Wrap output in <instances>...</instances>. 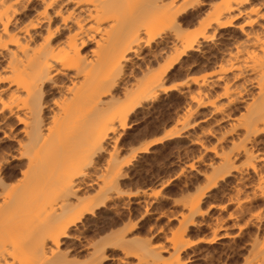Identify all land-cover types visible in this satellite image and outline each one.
Here are the masks:
<instances>
[{
	"label": "bare ground",
	"instance_id": "bare-ground-1",
	"mask_svg": "<svg viewBox=\"0 0 264 264\" xmlns=\"http://www.w3.org/2000/svg\"><path fill=\"white\" fill-rule=\"evenodd\" d=\"M131 1L135 2V0H0V94L7 91L10 96L15 95L18 105L14 116L9 114L0 121V129L7 131L9 136H15L14 141L17 142L19 153L13 155V160H20L24 156L27 158L19 170L22 179L13 186H9L8 180H13L15 176L6 178L1 175L4 160L3 158L0 160V199L2 200H0L2 202L0 203V264H104V260L110 257L105 252L106 245H112L111 248L114 249L120 238H117L118 241L110 238L107 242L109 244L104 243L106 240L103 242L101 240L102 243L97 242L86 260L72 256L70 258L68 252L61 249L65 239L80 240L84 233V219L87 215L95 216L99 206L115 196L109 191L118 184H112V179L111 182L107 181L108 176L101 172L102 179L104 178L102 174L106 178L103 179V185L97 182L102 187L98 186L101 189H97L99 193L96 196L92 194V197L84 196V189L93 184L88 180V165L90 166L95 160L94 156L105 148V143L118 139H115L114 135L113 138L111 136L117 129V123L124 128L138 107L158 98L162 91L168 92L183 85L180 82L169 84L165 81L180 59L190 51L201 50L205 41H213L215 50L220 53L218 54L222 56L228 53V59L225 57L226 65L224 64L217 71L216 77L212 80L210 78L212 85L208 83L210 86H219L220 94L218 93L215 98L210 94L207 100V96L204 95L209 94L210 90L206 94L202 92L204 97L198 92V96L194 98L197 106L205 107L209 104L217 113L230 118V112H225L226 108L238 102H246V113L243 112L245 113L243 117L237 116V121L231 120L230 123V125L234 123L230 126L234 128L233 130L240 129L238 137L236 136L235 140L232 138L233 142L230 143L233 149L227 152L225 149V151L220 149L221 152L216 151L217 148L212 149L220 159L218 163L220 165L217 166L218 173L229 175L232 169L236 170V160L241 156L244 157L247 165L251 162V158L255 157V167L252 170L261 174L259 176L261 181L262 178L264 179V172L260 171V156L263 152L259 153V146L263 144V140L259 137L264 134V23H261L264 20V11L259 13V16L256 14V19L244 21L241 25L238 23V20L244 17L247 5H255L259 0H221L217 3L213 0L165 2L136 0L139 5L135 2L137 4L135 7L134 2ZM142 4H145V7ZM49 5L52 7H48ZM130 6L135 12L129 11L127 16L131 23L127 24L126 13L122 11L124 8H126L124 12L127 8L131 9ZM205 6L208 7L207 11L203 12L204 16H200L206 19L199 34L197 33L199 36L181 34L183 18L198 16ZM138 7L142 10L139 11ZM135 8L139 10L136 11ZM252 9L253 7L250 11ZM57 12L60 13L59 16L56 15ZM121 13L125 18L122 21L123 18L119 16ZM151 14L153 18L149 19L148 15L152 17ZM68 17H72V20H68ZM158 22L161 23L159 27L156 25ZM170 28H174V32L172 35L169 33L170 36L166 32L168 36L166 37L165 34V39L161 30L170 31ZM228 28L237 29L242 36L238 38L239 40H235V49L233 46V48L231 46L224 48L221 44V39L227 34L223 30ZM144 31L151 33L146 45L153 41V36L155 39L162 37L164 40L161 38L163 41H160V44L163 46L159 45V52H165L168 46L171 47L168 45L169 42L174 44L180 42L181 51L172 56L162 69H152V65L147 63L144 81L133 83L131 79L126 80L123 86L126 94H129V101L117 108L110 117H106V111L109 112L106 108L109 107L110 110V106L115 105L118 99L113 94L114 89L122 83L127 74L130 78L134 76L136 68H133L135 64L131 61L130 53L135 54L139 50L141 32ZM92 43L94 45L90 46ZM201 55L205 56L206 53ZM156 56L157 54L154 53V57H151L156 59ZM126 67L131 68L129 73ZM186 68L190 69L189 66ZM51 89L60 93L61 97L57 102L54 101L56 106L52 109L51 119L44 125L42 112L47 101L43 100V96ZM220 98H225L226 102L223 103ZM84 109H87V112ZM84 111L88 114L86 118ZM20 121L24 123L21 124ZM18 130L24 134V137L18 138ZM210 132L208 133L211 134ZM180 133L178 129H171L147 142L137 151L147 152L150 146L179 136ZM51 154L56 157L50 161L47 157ZM118 169L116 171L111 169L116 172L117 176H114L117 178L122 175L121 166ZM112 173L108 174L107 171L108 175ZM98 176L100 177V174ZM23 196H27L25 201L28 205L23 200L24 205L20 203L18 207L17 201ZM132 196H138V193L135 192ZM74 229L77 230V234L72 232ZM175 234H173L174 244L172 242L175 250L176 244L181 251L198 241L193 239L189 241V239L179 245L180 241L176 242V239L179 240L181 235L177 233L178 237ZM127 242L123 243L130 246L131 243ZM138 246L144 249L140 243ZM126 248L128 247H124ZM158 252L160 254V251ZM141 253L143 255L139 254L140 258L137 256L139 264H177V262L182 264L180 253L170 262H164L166 261L164 259L161 261L156 256L157 253L153 254L146 249ZM259 253V259L257 256L256 259L255 256L252 258L257 260L255 261L258 262L257 264H264V245L261 250L259 249ZM251 260L250 262L253 263Z\"/></svg>",
	"mask_w": 264,
	"mask_h": 264
},
{
	"label": "rangeland",
	"instance_id": "rangeland-1",
	"mask_svg": "<svg viewBox=\"0 0 264 264\" xmlns=\"http://www.w3.org/2000/svg\"><path fill=\"white\" fill-rule=\"evenodd\" d=\"M163 1L165 2L168 0ZM213 1L217 3L221 0ZM262 1L264 0H259V2ZM131 2H129V5ZM135 2L139 5L138 1L135 0ZM135 2L133 4H135ZM259 2H255V5H247V14L245 13L244 17L238 20L240 25L244 23V21H250V19H256L257 15L259 16V13L262 12L259 9H262L264 5V2ZM133 4L131 5L132 7ZM137 4H135L134 7L137 6ZM145 4H142L144 5L143 7H145ZM131 6L130 8L132 9ZM252 7L255 13L253 9L250 11ZM207 8L206 6L203 7L200 11L201 13L198 12L200 14L196 17L191 16L189 18H183L182 29H180L181 34L184 33L191 36L193 34L197 35V33L200 32V28H202L203 21L206 19L203 17V12H206ZM125 9L126 8H124V10ZM131 9L127 8L128 11H126L128 13L126 11L124 12V10L122 11V13H126V16L124 15L126 19L122 17L123 15L121 13V15H119L123 18L121 21L125 19L127 24L131 23V20L127 16L129 11L135 12V10ZM139 9H136V11ZM141 10L142 9L139 11ZM153 15L151 14L152 17L148 15V18L152 19ZM200 15H203L202 17L204 20L201 19L202 17ZM128 19L129 22L127 21ZM188 19H190V21H188ZM153 21L156 20L153 19ZM153 21L149 20V22ZM201 21L202 23H200ZM124 22L123 24L126 25ZM184 23L186 24L184 25ZM121 24L122 23H120V25ZM156 25L159 27L161 23L159 24L158 22ZM156 25L155 28L157 27ZM156 30H158V28ZM65 32L67 33L68 31ZM161 32L164 34H161L163 35L162 37L165 38L166 32L172 35L174 28H170V31L169 29H166V31L161 30ZM223 32L227 33L225 38L221 39V44L224 45L223 47L231 48L233 46L234 48H232L235 49V40L242 38L240 32L235 28H228L223 30ZM167 34L166 37L168 36ZM141 35V45L138 47L139 50H137L135 54L130 53V56H132L131 61L135 64L133 68H136L134 76L132 75L130 78V75L127 74L122 80V83L114 89L113 94L116 98L118 97V99H116L115 105L110 106L113 111H111V109L109 110V107L106 108L109 111H106V117H110L117 108L127 104L129 101V94H126V89L124 87L126 80L131 79L133 83L144 81L146 78L145 68L147 67V63L148 65H152V69H162L172 56L181 51L182 44L176 41L178 43L174 44L169 42L168 45H171V47L168 46L169 48L167 47L165 52H159V47L163 46L160 44V41L164 40L161 36L163 40L158 37L155 39L153 36V41L151 40V42H148L149 44L146 45L147 39L151 36V33L144 31V33L141 32ZM93 45L92 43L90 46ZM214 45L215 43L213 41H205L201 46V50H193V52L190 51L188 54H185L181 58L182 60L180 59L181 62L179 61L180 63L178 62L176 64L175 69H173L171 75H169L165 81V83L169 84L172 82H180L183 83V85L179 86L178 89L168 92L162 91L158 98L147 101L143 104L144 106L141 105L138 107L130 116L129 122H127L128 124L125 126L126 128H123L117 123V129L111 136L113 138L114 135V138L118 139L109 140V142L105 143V148L94 156L95 160L90 166L88 165L89 169L87 168L88 180L93 184L88 185L84 189V196H96L99 193L97 191V189H99L98 186L102 188L103 179L107 176L108 179L106 178V180L110 181L112 179V184H118L119 188L117 189L118 185L114 186L116 188L113 189V187L112 191L110 190L113 194L109 191L112 196L115 194L116 197L113 196V199L100 205V209H97L95 216L87 215V218L84 219V233L81 235L80 240L74 238L64 240L61 249L62 251H67L70 258L76 257L80 260H86L97 242L99 243L101 240L102 242L106 240L104 243L109 244L107 242L110 241V238L116 241H118L117 238H120L118 242L121 241L123 243L128 241L131 243H129L130 246L125 243L122 244L121 242L118 244L117 242L115 244V246H117H114V249H112V245H106L105 252L110 257L104 260V264H139L138 259L143 255L141 252H143L144 249L149 250L153 254L157 253L156 256L159 257L161 261H163V259L166 260L164 262L175 260L178 257V253H180L179 257L182 259V264L258 263H256L255 261L257 260H254L252 257L255 256L256 259L257 256V259H259V249L261 250L262 245H264V191L261 190L260 186L261 179L259 176L261 174L255 173L252 168H246V160L241 156L236 160V170L232 169L229 175H226V173L225 175H220V173H218L219 169H217V166L219 167L220 165H218L220 159L214 154V150H212L217 148V150H215L218 152L225 150L227 152L233 149V145L231 144L233 139L235 140L238 137L240 129L236 128L233 130L234 128L230 126L234 123L231 125L230 123L232 121L234 122L238 118L237 116L240 118L243 117L246 113V102H238L237 104L230 105V108L227 107L225 112L229 111L232 117L229 118L223 116L221 113H217L209 104L205 107L197 106L198 104L195 100L199 94L198 92H201L203 96L210 90L211 93L209 92V94L207 93L208 95H204L208 97H206L207 100L210 94L213 98L217 97L218 93L220 94L221 88L219 86H210L212 85L210 83L212 82L211 80L216 77L217 71L227 62L228 53L222 55V57L219 55L220 53L215 50ZM152 51L157 54L156 59L153 58L154 53H152ZM158 52L161 53V55H158ZM202 53H206V55L202 56ZM213 53L215 55H213ZM148 61H150V63ZM129 66H131V63ZM188 66L190 69L186 68ZM126 68L129 73L131 68ZM209 86L210 88H208ZM48 92V94L44 95L45 97L43 96V100L47 101L46 107H49H45L43 110L44 112H42L45 119L43 122L44 125L50 121L52 109H55L56 106L55 102L61 97V95H59L60 93L55 90L53 91V89ZM202 92L205 93L203 94ZM212 97L210 99H212ZM220 101L226 102L225 98H220ZM84 110L87 112V109ZM189 112H191V114ZM188 113L190 116H188ZM84 114V118H86L88 114H86L85 111ZM186 121H188V123ZM21 127L22 125L19 126V128ZM171 129H178L181 132L180 135L150 146L147 152L137 151L141 147H144L147 142L162 136ZM213 132L215 133L213 134ZM17 133L18 138L24 137V134L20 133L19 130ZM259 138L263 140V144L259 146V153L261 154L262 152L264 153V134H261ZM1 140L0 160L2 158L4 160L1 175L6 178L12 175L14 178L15 176L13 180H8L9 186H13L14 183H18V180L22 179L19 170L21 165L26 162L27 158L24 156L20 160H13V155L19 153L17 142L12 139ZM112 143L114 145L116 144V147ZM230 145L232 146L231 149ZM9 153H11L10 158ZM263 153L261 155H264ZM55 157L51 154L47 158L51 161L55 159ZM57 158H59L58 155ZM110 164L115 171L116 169L119 170L118 168L121 166V177H116V172L111 170ZM109 169L110 172L112 173L113 171L114 174L108 175L110 173ZM100 172L104 175L106 174V177L102 174L104 177L102 179ZM241 172H243V174ZM98 173L101 178L98 176ZM240 175H242V178H240ZM109 176L112 177L110 178ZM114 181L118 182L114 183ZM262 181H264L263 178ZM97 182L101 185H98ZM115 190L117 192H115ZM135 192L138 193V196H132ZM117 193H119V196ZM25 198H27V196H23V198H20V201H17V204H19L18 207H20V203L24 205L26 202ZM1 201L0 203H2ZM72 232H76L77 234L76 229L72 230ZM177 233H180L178 235H181L180 237L183 239H180ZM173 234L179 237V240L175 238L176 242L180 241L179 245L189 239V241L192 239L198 241L187 249L182 250L181 247V251L176 244L177 247L175 246V250L174 246L172 247V242L174 241ZM139 243L144 247L143 250L138 246ZM124 247L128 248L124 249ZM137 249L138 251L136 252ZM157 250L160 251V254ZM137 256H139V258ZM250 260L253 263H251Z\"/></svg>",
	"mask_w": 264,
	"mask_h": 264
},
{
	"label": "snow or ice",
	"instance_id": "snow-or-ice-1",
	"mask_svg": "<svg viewBox=\"0 0 264 264\" xmlns=\"http://www.w3.org/2000/svg\"><path fill=\"white\" fill-rule=\"evenodd\" d=\"M48 7H52V5H49ZM56 7H60V5H56ZM261 11H264V6H262ZM57 16L60 15V13H56ZM68 20H72V17H68ZM68 20L65 21V23L68 22ZM261 23H264V20L261 21ZM59 31V29H57ZM5 32H7V28H5ZM17 97L15 95L10 96L8 92H4L3 94H0V121L3 120L4 117L8 116L9 114L15 115V109L17 107ZM21 124L24 123V121H20ZM0 139L4 140H15V136H9L7 131H4L0 129ZM21 147H23L21 145ZM11 157V153H9V158ZM260 163L261 168L260 171L264 172V155L260 156ZM249 168L255 167V157L251 158V162L247 165ZM261 190L264 191V181H261ZM177 264H181V262H177Z\"/></svg>",
	"mask_w": 264,
	"mask_h": 264
}]
</instances>
